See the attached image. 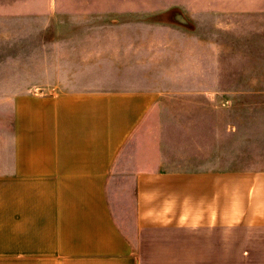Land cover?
<instances>
[{
    "label": "crops",
    "instance_id": "obj_1",
    "mask_svg": "<svg viewBox=\"0 0 264 264\" xmlns=\"http://www.w3.org/2000/svg\"><path fill=\"white\" fill-rule=\"evenodd\" d=\"M129 2L0 0V60L13 61L0 76L14 77L0 98V264H264V170L168 166L162 151L133 170L127 227L116 218L112 174L166 91L146 71L151 28L196 15L175 2L152 25L149 2Z\"/></svg>",
    "mask_w": 264,
    "mask_h": 264
},
{
    "label": "rangeland",
    "instance_id": "obj_2",
    "mask_svg": "<svg viewBox=\"0 0 264 264\" xmlns=\"http://www.w3.org/2000/svg\"><path fill=\"white\" fill-rule=\"evenodd\" d=\"M145 1L149 18L137 12L119 17L162 23V10L178 2L190 18L196 11L195 26L151 28L146 71L166 91L161 107L138 129L112 174L109 197L124 227L133 216V170L152 166L162 151L168 166L192 156L219 170H264V0ZM11 62L0 60V67ZM0 78L6 87L0 98H9L14 77ZM10 115L9 106L0 108L8 132Z\"/></svg>",
    "mask_w": 264,
    "mask_h": 264
}]
</instances>
